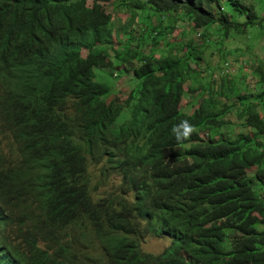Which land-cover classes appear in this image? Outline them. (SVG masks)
Listing matches in <instances>:
<instances>
[{"label":"trees","instance_id":"trees-1","mask_svg":"<svg viewBox=\"0 0 264 264\" xmlns=\"http://www.w3.org/2000/svg\"><path fill=\"white\" fill-rule=\"evenodd\" d=\"M254 32L264 0H0V264H264V113L228 99L242 62L205 59ZM115 68L132 90L96 79ZM148 234L170 248L144 253Z\"/></svg>","mask_w":264,"mask_h":264},{"label":"rangeland","instance_id":"rangeland-1","mask_svg":"<svg viewBox=\"0 0 264 264\" xmlns=\"http://www.w3.org/2000/svg\"><path fill=\"white\" fill-rule=\"evenodd\" d=\"M249 1V0H248ZM116 2L113 1L112 5L109 3L103 4L104 5V10L106 11L107 14H109L112 17V22L114 25V28L117 29L119 28V22L120 23H125L124 27L127 26V20H128V13L126 11H116L113 10V6H115ZM166 22V21H165ZM164 22V23H165ZM167 24V22H166ZM140 26V25H139ZM137 25H134V29L140 30ZM180 28L186 27L185 24L179 25ZM185 32V34H181ZM189 32L183 30V29H176L173 35L170 37L171 42H182L188 38ZM259 32H254L253 34H250L249 37H244V38H238L236 43L231 44L230 41H224V45L217 43L216 45H207L205 48V59L207 58L209 61H213L215 59V56H220V54L223 55L224 59V74H229L233 73L238 66L241 64H244L241 67V74L237 76L236 82H234L235 90L233 89L234 94H230V102L234 100V97L236 94H251L253 101H255L257 104H259L260 110L264 113V101L257 98V94L261 93L262 89L264 87L260 86L259 82V77L256 75L253 71L256 68L261 69L262 74H264V40L262 38H258ZM125 39H122V42H124ZM212 53V55H209ZM209 55V56H208ZM221 57V56H220ZM220 62L216 65V71L219 72L220 69L218 67L220 66ZM204 71V75L206 76V72L208 67H203L202 68ZM118 68H115L111 71L105 70L104 73L100 69H98L97 74H96V79L98 81H101L105 83L107 86L111 87V89L114 90H122V91H127L129 92L132 90L136 84L137 80L133 79L130 75L124 76H114L116 75L115 71H118ZM236 74V71H235ZM205 76L202 78L201 82L203 84H208L207 81V76L205 79ZM230 79V77H228ZM247 79L246 82L249 81V86L246 91L245 90V85L244 82ZM190 80L186 81L185 83V88L187 85H189ZM215 82L210 81L209 88L214 86ZM122 93V92H121ZM207 93H204V98L207 96ZM118 96H120V99L122 98V94L119 92L117 93ZM199 93L196 95V98L198 97ZM107 99V97H106ZM247 101H244V103ZM191 103L189 95L185 94L184 98L181 101V107L183 108V111L185 113H192L194 106L190 107L189 104ZM237 108V105H234V109ZM234 114H230L231 116ZM209 135V134H208ZM213 137L215 138L217 133H213ZM201 139L206 138V134L201 133L199 136ZM101 165L98 167H91V172L93 175V182L96 183L98 180H102L103 182V175L100 171ZM120 182V176H118L116 173L110 172L107 177V183H102L99 186L98 189V194L102 195L105 193H109L112 190L116 188V186ZM14 237V235H12ZM171 246V240L167 237H158L156 235L148 234L143 238V241L140 244V249L146 254H150L153 256H159L163 254L168 248ZM92 254L90 255V259L93 258H98L99 257V252L94 249L90 251ZM86 264H91L89 260H85ZM98 264V263H97Z\"/></svg>","mask_w":264,"mask_h":264},{"label":"clouds","instance_id":"clouds-1","mask_svg":"<svg viewBox=\"0 0 264 264\" xmlns=\"http://www.w3.org/2000/svg\"><path fill=\"white\" fill-rule=\"evenodd\" d=\"M180 127L184 129V132H183L184 138H187L190 133L195 131L194 126L190 125L188 121H182ZM173 131L175 132L176 129L174 128ZM177 138L178 139L180 138L179 135Z\"/></svg>","mask_w":264,"mask_h":264}]
</instances>
